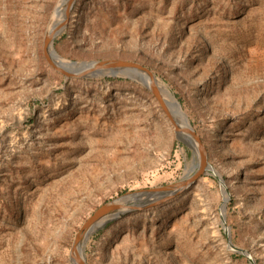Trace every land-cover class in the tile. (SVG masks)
<instances>
[{
  "label": "rangeland",
  "instance_id": "374dc122",
  "mask_svg": "<svg viewBox=\"0 0 264 264\" xmlns=\"http://www.w3.org/2000/svg\"><path fill=\"white\" fill-rule=\"evenodd\" d=\"M59 2L0 0V264H264V0H73L164 105Z\"/></svg>",
  "mask_w": 264,
  "mask_h": 264
},
{
  "label": "water",
  "instance_id": "95a60500",
  "mask_svg": "<svg viewBox=\"0 0 264 264\" xmlns=\"http://www.w3.org/2000/svg\"><path fill=\"white\" fill-rule=\"evenodd\" d=\"M73 3V2H72ZM72 6V4L67 9L66 13L64 14L63 18L56 23V25L53 27V29L48 32L44 39V49H45V56L49 62V64L65 75L68 76H82L89 73H95L100 72L102 70H109L111 73H114L115 71H133L137 73L144 81H145V74L149 73V75L152 76L153 74L147 69L146 67L142 66L139 63L133 62V61H126V60H106V61H67L66 63H61L58 61H55L53 58L52 50L50 51L49 46H52V38L54 35L60 30L62 25L65 23L68 17L69 9ZM154 94L157 96L158 100L161 102L162 105H164L163 100L160 98V95L155 90ZM188 132L191 133V130L186 129ZM195 140L198 141V138L195 136ZM199 142V141H198ZM202 160H203V154H202ZM123 196H120L114 200H112L110 203H107L101 207H99L83 224L80 231L83 232L84 236H87L89 232L91 231L92 227L95 225L97 220H100L104 217H107L108 215H111L114 210H116L119 205L116 203L117 200L121 199ZM79 235L76 236L75 239V246L78 245V248L80 250V253L82 252V244L79 240ZM80 264H83L81 259H77Z\"/></svg>",
  "mask_w": 264,
  "mask_h": 264
},
{
  "label": "bare ground",
  "instance_id": "6f19581e",
  "mask_svg": "<svg viewBox=\"0 0 264 264\" xmlns=\"http://www.w3.org/2000/svg\"><path fill=\"white\" fill-rule=\"evenodd\" d=\"M72 2H73V0H60V2L57 4V7L55 8L54 15H53V19H52V22H51L50 27L48 29V32H50L53 29V27L56 25V23L61 19V17H62V11L64 10L65 13H66L67 9L72 4ZM49 49H50V51L52 50L53 58L56 59L55 54H54V50H53V48H52L51 45L49 46ZM144 74H145V79L147 80V82H148V80H150V83H149L150 88L156 91L155 86L153 84V78H152V76L149 75V73H144ZM157 84L159 85V88L161 90V93H162L163 97L168 102H170L171 105L175 108L173 110L170 109L171 112L174 115H179L180 114L179 117H181L182 119H184V114H183L182 110L180 109L179 104L177 103L176 99L174 98V96L172 95V93L169 91L168 87L165 84L161 83L158 79H157ZM171 105H167V107L169 108ZM199 153L201 154V160H200V164H201V161H202V152L200 151Z\"/></svg>",
  "mask_w": 264,
  "mask_h": 264
}]
</instances>
